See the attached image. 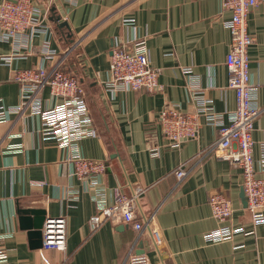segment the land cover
<instances>
[{
	"label": "crops",
	"instance_id": "1",
	"mask_svg": "<svg viewBox=\"0 0 264 264\" xmlns=\"http://www.w3.org/2000/svg\"><path fill=\"white\" fill-rule=\"evenodd\" d=\"M33 2L46 15L49 31L34 37L26 54L0 65V98L6 105L20 103L21 85L11 79L12 71L39 65L47 43L58 51L49 65L63 60L83 84L94 133L65 148L41 134V121L29 109L0 123V246L6 252L0 264H46L34 244L38 238L20 224L19 208L45 209L46 217L68 215L66 247L45 251L54 264H131V255L146 256V264H264V222L255 223L244 206L242 169L216 154L219 127L206 115L228 123L236 108L226 64L232 45L226 20L232 13L222 0ZM248 29L254 37L249 55L255 103L263 107L253 133L255 168L264 176V2L250 11ZM140 40L163 89H113L112 49ZM15 50L11 41H0V54ZM41 97L44 104L55 101L48 86ZM168 104L198 113L197 133L179 146L171 145L159 121ZM74 150L103 160L105 171L92 181L77 177ZM179 166L187 171L181 179ZM119 189L135 198L141 227L118 215L93 227L95 196L111 205ZM217 190L234 206L226 221L218 220L209 204ZM222 226L237 231L208 241L206 235ZM151 227L160 228L161 243Z\"/></svg>",
	"mask_w": 264,
	"mask_h": 264
},
{
	"label": "built area",
	"instance_id": "2",
	"mask_svg": "<svg viewBox=\"0 0 264 264\" xmlns=\"http://www.w3.org/2000/svg\"><path fill=\"white\" fill-rule=\"evenodd\" d=\"M263 2L264 0H222L223 9L232 13L231 18L226 20L232 33V45L226 56V64L230 72L228 85L236 93V108L230 111L228 123L205 111L208 119L216 120L219 127V137L214 147L216 154L238 164L242 169L243 188L248 198L247 208L257 224L264 222V176L257 175L255 168L253 133L255 121L263 107L255 103L249 55L254 37L248 29V17L250 11ZM49 26L46 15L33 0H0V41H11L16 48L13 53L0 54V65L10 63L14 57L30 51L34 37L48 32ZM43 53V61L39 65L13 69L11 79L21 85V100L18 105H6L0 98V123L7 121L11 113L29 109L32 115L39 117L40 132L44 137L55 138L65 148L74 147L78 139L94 133L85 88L72 71L63 67V60L49 65L58 55L56 49L45 43ZM109 71V84L113 89L128 88L150 92L163 89L159 71L151 65L148 48L143 40L115 46L110 57ZM46 86L55 99L53 103L44 104L42 101L41 91ZM197 114L184 112L175 104L162 108L159 121L172 146H179L183 139L197 133ZM1 141L0 133V143ZM262 149L260 169L264 171V143ZM73 153L74 174L77 177H88L92 181L105 171L106 163L103 160L84 157L77 150ZM186 173L182 166L176 169L179 179ZM95 200L98 211L90 218L93 227H98L103 217L116 215L132 222L137 228L141 227V223L136 220L134 197L119 189L111 205L98 195ZM209 204L213 215L220 221H226L234 212L231 199L222 191H212ZM236 231L222 226L210 231L206 238L208 241H221L230 238ZM42 233L40 253L46 264H54L45 251L66 247L68 215L61 213L46 217ZM151 233L155 242L161 243L163 234L160 228L151 227ZM5 259V249L0 246V261ZM130 261L131 264H146L148 259L142 255H131Z\"/></svg>",
	"mask_w": 264,
	"mask_h": 264
},
{
	"label": "water",
	"instance_id": "3",
	"mask_svg": "<svg viewBox=\"0 0 264 264\" xmlns=\"http://www.w3.org/2000/svg\"><path fill=\"white\" fill-rule=\"evenodd\" d=\"M53 18V17H52ZM56 19V21L59 19ZM63 24V22H61ZM241 198L244 206L247 207L248 205V198L247 195L245 194L244 188H242L241 192ZM18 214H19V221L20 224L23 228L29 229V235L30 237L34 240V238H38V241L34 240V244L36 246L42 247L43 239H42V227L43 223L45 221V215H46V210L45 209H40V208H19L18 209ZM34 216V217H32Z\"/></svg>",
	"mask_w": 264,
	"mask_h": 264
}]
</instances>
